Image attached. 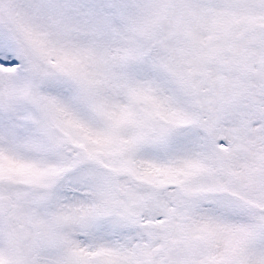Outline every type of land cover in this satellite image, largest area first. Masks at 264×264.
<instances>
[{
	"label": "snow or ice",
	"instance_id": "6c2138e0",
	"mask_svg": "<svg viewBox=\"0 0 264 264\" xmlns=\"http://www.w3.org/2000/svg\"><path fill=\"white\" fill-rule=\"evenodd\" d=\"M0 264H264V0H0Z\"/></svg>",
	"mask_w": 264,
	"mask_h": 264
}]
</instances>
